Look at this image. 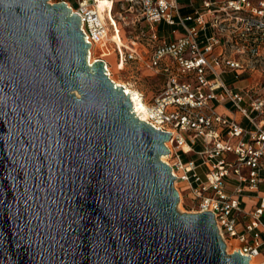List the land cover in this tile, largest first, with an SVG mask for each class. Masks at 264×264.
Wrapping results in <instances>:
<instances>
[{"label": "water", "instance_id": "obj_1", "mask_svg": "<svg viewBox=\"0 0 264 264\" xmlns=\"http://www.w3.org/2000/svg\"><path fill=\"white\" fill-rule=\"evenodd\" d=\"M63 1L0 0V264H249L181 213L170 134L132 112Z\"/></svg>", "mask_w": 264, "mask_h": 264}, {"label": "built area", "instance_id": "obj_2", "mask_svg": "<svg viewBox=\"0 0 264 264\" xmlns=\"http://www.w3.org/2000/svg\"><path fill=\"white\" fill-rule=\"evenodd\" d=\"M60 1L79 15V28L84 41L90 44L88 59L90 52L92 57L96 54L93 58L104 62L109 78L103 59L110 52L109 38L121 62L146 61L164 77L158 96L148 102L140 94L144 109H138L135 115L139 120L143 115L142 121L154 129L171 133L169 145L165 143L171 162H164L171 167L175 181L186 183L197 200L194 213L213 214L226 253L228 242H236L232 253L239 249L242 255L250 256L249 264H264V260L256 261L264 245V192L258 191L264 184V96H256L252 88L234 91L221 79L227 71L237 76L253 71L258 63L264 47V0H201L202 11L195 10L184 17L178 13L176 0H106L104 16L98 9V0H75V7L68 0L56 2ZM116 4L122 12L133 15L132 24L146 25L147 30L138 34L146 41L145 46L135 41L123 44L113 12ZM118 14L121 16V12ZM186 21L194 25L187 26ZM160 22L180 25L185 32L168 43L156 44L155 25ZM207 24L212 35L205 36V43L200 45L198 35ZM219 46L220 51H215ZM225 99L253 129L242 128L215 111L212 101ZM131 105L134 112L132 101ZM185 135L202 145L196 154L208 167L203 176L196 171L194 161L183 162L178 155ZM245 188L260 193L250 213L243 210L239 200ZM246 215L249 223L243 221ZM251 231L249 243L246 233Z\"/></svg>", "mask_w": 264, "mask_h": 264}, {"label": "rangeland", "instance_id": "obj_3", "mask_svg": "<svg viewBox=\"0 0 264 264\" xmlns=\"http://www.w3.org/2000/svg\"><path fill=\"white\" fill-rule=\"evenodd\" d=\"M57 0H52V2H56ZM69 3L75 7V0H68ZM118 25L121 31V38L124 45H130V41H135L137 45H146V41H142L138 34L141 30H147L146 25L142 22H136L132 24L131 14H126L121 11L119 5L113 10ZM119 12H121V16H119ZM110 37V34L108 35ZM108 47L110 51L113 52V48L115 47L111 39L109 38ZM96 57V54L93 55ZM103 59L107 61L110 78L114 79L117 82L126 84L131 89L138 91L140 94L144 96L146 101H150L153 97L158 96L164 87V77L156 72L154 69H151L147 66L146 61L141 60H131L127 62H121L118 54L113 52V54L109 56H104ZM120 66H122L120 68ZM244 77L248 78L249 83L247 86L252 88L255 91L256 96H264V47L261 49V55L259 57L258 63L256 64L253 71L243 73ZM111 79V80H112ZM224 81L227 83L235 82L238 86H245L246 83L240 82L232 76L229 77L227 75L223 76ZM166 161L171 162L169 157H166ZM175 188L179 191V201L177 204V210L181 213H194L197 208V200L193 198V195L189 188H187V184L174 181ZM259 189L264 191V184L259 186ZM229 241L228 244V252L227 254L232 253V248L236 246V242ZM261 255L264 256V247L260 249ZM261 257H258L256 261H260Z\"/></svg>", "mask_w": 264, "mask_h": 264}, {"label": "crops", "instance_id": "obj_4", "mask_svg": "<svg viewBox=\"0 0 264 264\" xmlns=\"http://www.w3.org/2000/svg\"><path fill=\"white\" fill-rule=\"evenodd\" d=\"M115 1L118 2V1H122V0H115ZM176 1L178 4V7H179L178 13L182 17L192 14L195 10L202 11L201 0H193V1H191V0H176ZM116 5H118V4H116ZM175 20L177 21V17H175ZM206 20H209V18L206 17ZM185 23L187 26H193L194 25L193 21H186ZM155 28H156V32H157V36H158V41L156 42V44L168 43L169 41L175 39L176 37L180 36L181 34H183L185 32L183 27H181L180 25H172L171 26V25H168L164 22L157 23L155 25ZM211 35H212V30L210 28V25L207 24L205 31L199 32L198 43L200 45H203L205 43V36L209 37ZM215 51H220V46L216 47ZM225 75H227L229 77L232 76L233 78L237 79L238 81L244 82L246 84H245V86L240 87L237 84H235V82L227 83L223 79V76H225ZM221 79L227 86L231 87L234 91H240V90H243L245 88H249L247 86V84L249 83V80H248V78L244 77V74L237 76L235 72L227 71L221 75ZM217 92H220V91H217ZM212 106L214 107L215 111L218 114H220L223 117H226L228 119H233L242 128L253 129V127L249 124L247 119L245 117H243L241 115V113L233 107V105L231 104V102L228 99H225L221 102H219L217 100H213ZM184 137H185V140H184L183 146L178 151V155L183 162H188L190 160L194 161L195 165H197L196 171L200 175L203 176L206 173V171L208 170V167L206 164H203L200 157L196 154V152H198L202 149V145L200 142L193 143L188 138L187 135H185ZM233 185H235V184L234 183L231 184L230 187H232ZM186 187L188 188V185ZM258 191H262V190H260L258 188ZM262 192H264V191H262ZM259 194L260 193H258L257 190H253V189L251 190L248 188L243 189V192L239 195V200H240L241 207L243 208V210L245 212L250 213L253 211L255 205L257 204ZM243 221L245 223H249V221H250L249 215H246ZM239 229L242 230L240 227H239ZM252 235H253V231L246 233V236L248 237L247 241L249 243L252 241L251 240ZM262 247H264V245L261 246V248ZM260 249H259L258 257H261L260 260H264V256L261 255Z\"/></svg>", "mask_w": 264, "mask_h": 264}, {"label": "bare ground", "instance_id": "obj_5", "mask_svg": "<svg viewBox=\"0 0 264 264\" xmlns=\"http://www.w3.org/2000/svg\"><path fill=\"white\" fill-rule=\"evenodd\" d=\"M108 3L106 2V0H98V9L99 11L101 12V14L104 16V14L102 13L103 12V8H104V5ZM113 19V17H111ZM113 54L112 51H110L107 56H111ZM96 58H93L92 55H91V52H90V57H89V62L92 63L93 61H97L95 60ZM104 61L106 62V66H107V71L109 73V76H110V72H109V67H108V64H107V61L104 59ZM122 66H120L121 68ZM111 77V76H110ZM112 79V78H111ZM113 82L119 86H122L124 87V90H125V93L129 95L130 99H132L131 101L134 103V114H136L138 116V109H144V103L142 102L141 100V96H140V93L134 89H131L129 86H127L126 84H123V83H120V82H117L115 81L114 79H112ZM141 118L140 119H144V116L141 115L140 116ZM167 145H169V141L166 143ZM166 157L167 155H163L161 157V159L163 161H166ZM227 252H228V248H227Z\"/></svg>", "mask_w": 264, "mask_h": 264}]
</instances>
